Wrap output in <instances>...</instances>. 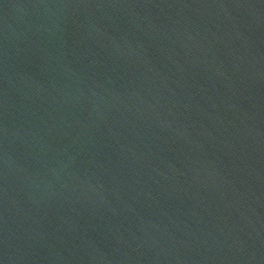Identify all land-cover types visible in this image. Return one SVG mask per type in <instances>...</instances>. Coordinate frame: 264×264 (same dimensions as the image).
<instances>
[{"label": "water", "instance_id": "95a60500", "mask_svg": "<svg viewBox=\"0 0 264 264\" xmlns=\"http://www.w3.org/2000/svg\"><path fill=\"white\" fill-rule=\"evenodd\" d=\"M0 264H264V0H0Z\"/></svg>", "mask_w": 264, "mask_h": 264}]
</instances>
